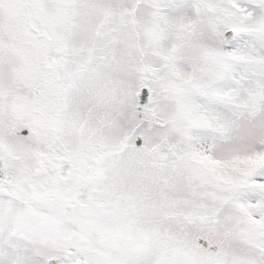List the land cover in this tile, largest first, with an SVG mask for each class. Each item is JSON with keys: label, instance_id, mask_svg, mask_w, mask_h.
<instances>
[{"label": "rangeland", "instance_id": "1", "mask_svg": "<svg viewBox=\"0 0 264 264\" xmlns=\"http://www.w3.org/2000/svg\"><path fill=\"white\" fill-rule=\"evenodd\" d=\"M29 1L0 0L1 158L32 164L27 144L49 137L43 112L56 111L52 137L121 143L107 162L155 185L161 250L174 245L195 264H264V0ZM172 140L185 150L161 162ZM124 180L114 192L133 195Z\"/></svg>", "mask_w": 264, "mask_h": 264}, {"label": "flooded vegetation", "instance_id": "2", "mask_svg": "<svg viewBox=\"0 0 264 264\" xmlns=\"http://www.w3.org/2000/svg\"><path fill=\"white\" fill-rule=\"evenodd\" d=\"M28 1L24 0V5ZM23 11L26 17L33 16L30 5ZM49 112L47 116L43 112L49 137H34L27 144L36 156L32 164L0 156V186L6 187V196L0 201V225L12 235L8 239L0 234V264H195L194 256L174 245L161 250L163 211L157 208L163 209L164 202L155 185L149 188L142 175L107 162L105 157L121 151L122 144L101 146L99 141L79 139L69 147L58 136L52 137L56 111ZM11 129L17 130L15 126ZM18 130L26 133L27 129ZM133 141L139 144L141 138L135 136ZM184 146L178 140L160 145L165 154L158 158L170 154L179 159L176 152L185 150ZM189 146L194 149L195 143ZM26 150L22 146L17 153ZM118 178L125 179L129 187L134 183L135 193H115ZM162 178L175 191V179ZM171 200L172 206L176 201ZM208 205L205 220L215 213L213 203ZM4 207L9 208L6 216L1 212ZM186 216L187 225L193 224V209H188ZM166 233L173 238L167 228Z\"/></svg>", "mask_w": 264, "mask_h": 264}, {"label": "water", "instance_id": "3", "mask_svg": "<svg viewBox=\"0 0 264 264\" xmlns=\"http://www.w3.org/2000/svg\"><path fill=\"white\" fill-rule=\"evenodd\" d=\"M226 37L233 41L235 39V31L232 28H229L225 30ZM137 99L139 102H148L149 101V91L147 87L141 86L135 93ZM199 241L205 246L207 244V241L205 239H199ZM220 264V263H216Z\"/></svg>", "mask_w": 264, "mask_h": 264}]
</instances>
